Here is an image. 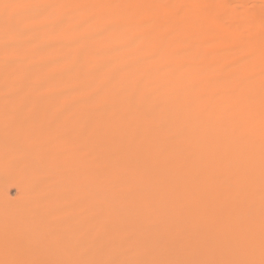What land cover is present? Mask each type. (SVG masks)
Instances as JSON below:
<instances>
[{
    "label": "rangeland",
    "instance_id": "rangeland-1",
    "mask_svg": "<svg viewBox=\"0 0 264 264\" xmlns=\"http://www.w3.org/2000/svg\"><path fill=\"white\" fill-rule=\"evenodd\" d=\"M263 190L264 0H0V264H264Z\"/></svg>",
    "mask_w": 264,
    "mask_h": 264
},
{
    "label": "bare ground",
    "instance_id": "bare-ground-1",
    "mask_svg": "<svg viewBox=\"0 0 264 264\" xmlns=\"http://www.w3.org/2000/svg\"><path fill=\"white\" fill-rule=\"evenodd\" d=\"M35 7H36V6H35ZM114 34H115V32H114ZM116 34H117V32H116ZM108 65H109V67L115 69V68L117 67V65H118V59H117V60H116V59L113 60V61L110 62ZM47 67H48V66H46V68H47ZM109 67H108V68H109ZM42 68H43V67H42ZM46 68H44L43 71L41 70L43 73H42V75L40 76V79H41V78H42V79H45V75H44V73H45ZM48 69H49V68H48ZM40 73H41V72H40ZM47 76H48V74H47ZM48 77H49V76H48ZM45 83H46V82H45ZM46 84H47V83H46ZM47 89H48V87H47ZM41 92H42V91H41ZM106 98H107V97H106ZM99 102H101V101L99 100ZM102 102H103V101H102ZM96 103H97V102H96ZM156 146H157V143L154 142L153 147H156ZM157 147H158V146H157ZM153 149H154V148H153ZM243 153H244V156L247 158V155H248V154L246 153V151L243 152ZM141 155H142V154H141ZM137 156H138V155H137ZM249 158H250V157H249ZM136 159H137V157H136ZM246 160H248V159H246ZM104 161H105V160H104ZM136 161H137V160H136ZM106 162H107V160H106ZM106 162H105V163H106ZM110 162H111V161H110ZM134 162H135V160H134ZM249 162H250V160H249ZM103 163H104V162H103ZM106 164H107V163H106ZM110 164H111V163H110ZM138 164H139V163H138ZM102 165H103V164H102ZM155 165H156V163H155ZM155 165H154V164L152 165V172H151V173H153V174H151V178H152V179H155V178H156L155 171H154V170H155V167H156ZM137 166H138V165H137ZM139 166H140V164H139ZM246 166H247V165H246ZM179 167H180V166H179ZM106 169H107V168L105 167V170H106ZM103 170H104V169H103ZM107 171H108V169H107ZM153 171H154V172H153ZM108 172H109V171H108ZM105 173H107V172H105ZM105 173H104V175H105ZM196 173H197V172H196ZM109 174H110V173H109ZM113 174H114V173H113ZM119 174H120V173H119ZM116 175H117V174H116ZM122 175H123V173H122ZM128 175H129V174H128ZM113 177H114V176H113ZM129 177H130V176H129ZM106 178H107V177H106ZM111 178H112V177H111ZM115 178H116V176H115ZM120 178H122V177H120ZM131 178H133V177L131 176ZM177 178H178V177H177ZM126 180H127V179H126ZM132 180L134 181V179H132ZM171 180H172V178H171ZM238 180H239V179H238ZM111 181H113V180L111 179ZM111 181H110V183H111ZM120 181H121V180H120ZM124 181H125V180H124ZM124 181H122L121 183H123ZM130 181H131V180H130ZM136 181H137V180H135V182H136ZM175 181H176V179H175ZM180 181H181V180H180ZM100 182H102V181H100ZM108 182H109V180H108ZM181 182H182V181H181ZM181 182H179V183L181 184ZM187 182H188V181H187ZM192 182H193V181H192ZM113 183H114V182H113ZM131 183H132V182H131ZM173 183L175 184V182H173ZM179 183H178V185H179ZM88 184H89V183H88ZM99 184H100V183H99ZM101 184H102V183H101ZM101 184H100V185H101ZM119 184H120V182H119ZM123 184H125V183H123ZM123 184H122V185H123ZM90 185H91V184H90ZM105 185H106V181H105ZM110 185H111V184H110ZM126 185H127V184H126ZM135 185H137V183H136ZM169 185H170V182H169ZM172 185H173V184H172ZM181 185H183V184H181ZM232 185H233V183H232ZM85 186H86V185H85ZM101 186H102V185H101ZM115 186H116V188H118V186H120V185H116V182H115ZM115 186H114V187H115ZM131 186H132V185H131ZM175 186H176V185H175ZM92 187H93V186H92ZM111 187H113V185H111ZM127 187H128V186H127ZM136 187H137V186H136ZM136 187H135V188H136ZM105 188H106V187H105ZM116 188H114V189L116 190ZM123 188H124V190H123V189H122V190L125 191V190H126V187L123 186ZM168 188H169V187H168ZM168 188H167V189H168ZM181 188H182V187H181ZM84 189H85V188H84ZM101 189H102V188H101ZM110 189H112V188H110ZM114 189H113V191H114ZM133 189H134V188H133ZM133 189H132V190H133ZM169 189H170V188H169ZM169 189H168V190H169ZM177 189H178V187H177ZM262 189H263V188H262ZM117 190H118V189H117ZM117 190H116V191H117ZM171 190H173V189H171ZM236 190H237V189H236ZM91 191H92V192H91L92 195H93V194H94V195L99 194L100 186L92 188ZM263 191H264V190H263ZM263 191H262V192H263ZM108 192H109V191H108ZM134 192H135V190H134ZM169 192H170V191H169ZM230 192H231V191H230ZM91 193H90V194H91ZM100 193H101V191H100ZM170 193H171V192H170ZM108 194H109V193H108ZM173 194H174V193H173ZM262 194H263V193H262ZM100 195H102V194H100ZM110 195H111V193H110ZM130 195H131V194H130ZM136 195H137V194H136ZM171 195H172V194H171ZM175 195H177V194H175ZM257 195H258V194H257ZM88 196H89V195H88ZM127 196H128V195H127ZM169 196H170V195H169ZM90 197H91V195H90ZM95 197H96V196H95ZM98 197H99V196H98ZM187 197H188V196H186V198H187ZM254 197H256V196H254ZM259 197H261V196L259 195ZM263 197H264V196H263ZM263 197H262V199H264ZM108 198H109V197H108ZM128 198H129V197H128ZM184 198H185V197H184ZM188 198H189V197H188ZM134 199H135V198H134ZM134 199H133V200H134ZM165 199H168V198H165ZM169 199H170V198H169ZM103 200H105V199H103ZM162 200H163V199H162ZM186 200H187V199H186ZM169 201H170V200H169ZM182 201H183V200H182ZM259 201H260V200H259ZM93 202H94V201H93ZM97 202H98V201H97ZM101 202H102V199H101ZM101 202H98V203H101ZM163 202H164V201H163ZM98 203H97V204H98ZM168 203H169V202H168ZM170 203H172V201H171ZM185 203H187V201H186ZM162 204H163V203H162ZM258 204H259V202H258ZM102 206H103V205H102ZM161 206H162V205H161ZM163 206H164V205H163ZM163 206H162V208H163ZM159 207H160V206H159ZM98 208H99V207H98ZM106 208H107V207H106ZM181 209H182V208H181ZM183 209H184V207H183ZM120 210H121V209H120ZM159 211H160V210H159ZM163 211H164V210H163ZM185 211H186V209H185ZM161 212H162V211H161ZM102 213H103V212H102ZM179 213H180V212H179ZM112 214H113V213H112ZM114 215H115V214H114ZM110 216L113 218L112 215H110ZM185 216H187V215H185ZM109 218H110V217H109ZM112 218H111V219H112ZM115 218H116V217H115ZM186 219H187V218H186ZM189 219H190V218H189ZM115 220H116V219H115ZM187 221H188V220H187ZM145 222H146V221H145ZM180 223H181V222H180ZM183 223H185V222L183 221ZM133 224H134V223H133ZM127 227H128V226H127ZM244 227H247V226L244 225ZM125 228H126V227H125ZM134 229H135V228H134ZM239 229H240V228H239ZM242 230H243V228H242ZM263 231H264V230H263ZM121 232H122V231H121ZM191 232H192V231H191ZM197 233H198V232H197ZM241 233H242V232H241ZM123 235H124V234H123ZM132 235H133V234H132ZM237 235H238V234H237ZM241 235H242V234H241ZM241 235H240V236H241ZM141 236H142V235H141ZM128 238H129V237H128ZM135 238H136V237H135ZM182 238H184V237H182ZM186 238H187V237H186ZM237 238H238V236H237ZM239 238H240V237H239ZM125 239L127 240V238H125ZM130 240H131V239H130ZM147 240H148V239H147ZM220 240H221V239H220ZM221 241H222V240H221ZM221 241H220V242H221ZM161 244H162V243H161ZM176 244H177V243H176Z\"/></svg>",
    "mask_w": 264,
    "mask_h": 264
}]
</instances>
